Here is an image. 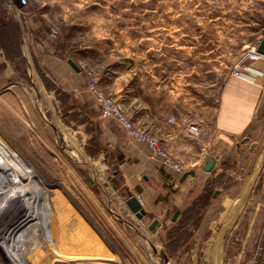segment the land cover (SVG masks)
<instances>
[{"label":"rangeland","instance_id":"1","mask_svg":"<svg viewBox=\"0 0 264 264\" xmlns=\"http://www.w3.org/2000/svg\"><path fill=\"white\" fill-rule=\"evenodd\" d=\"M6 3L0 0V133L51 195L29 178L15 185L0 174V264H93L85 254L97 231L102 238L96 220L121 215L124 193L101 140L112 120L100 117L87 85L115 101L131 77L160 106L176 74L186 96L198 83L201 95L208 82L218 92L242 49L263 33L264 0H28L20 18ZM37 88L49 101L38 99ZM218 168L199 194L197 229L190 224L170 241V229L155 236L145 218L125 219L131 229L122 253L133 247L143 264H159L150 246L157 244L172 264H263L264 144L233 147Z\"/></svg>","mask_w":264,"mask_h":264},{"label":"crops","instance_id":"2","mask_svg":"<svg viewBox=\"0 0 264 264\" xmlns=\"http://www.w3.org/2000/svg\"><path fill=\"white\" fill-rule=\"evenodd\" d=\"M263 35L264 31L257 41ZM245 49H242L243 52ZM248 67L249 70H242L240 77L229 75L218 92L214 90L215 83L208 82V92L203 95L199 92L202 88L199 83L192 85L191 96L184 95L179 75L176 74L175 78L171 77V88L164 95L163 106L154 100H148L150 93L145 86L141 91H136L131 77H128L126 85L116 89L115 95L118 96L115 101L133 125L157 139L164 151L182 167V172L163 167L162 160L155 158L146 145L130 142L126 133L114 121L108 122L101 140L111 151L118 190L123 195L128 192L138 200L145 212L144 218L148 220V227L152 221H158L159 227L151 235L166 237L169 229L171 232L180 224L182 213L193 202H199V194L204 192L206 184L223 172L218 168L219 163L232 154L233 147L239 151L246 147H251L252 150L255 145L264 144V128L260 132L258 127L264 126V59L250 62ZM162 92L164 91L159 89V92L154 91V95ZM34 94L40 101H49V97L44 96L40 88ZM183 117L199 122L201 133L198 138L184 134L169 123L170 118L179 120ZM0 157L8 170L15 174L13 176L8 173L1 177L9 181H12L10 177L16 178V184L12 181L15 185L21 184L19 181L23 178H29L30 184L36 182L37 191L45 194L49 200L51 191L39 183L29 161L17 148L11 147L1 133ZM208 161H212L214 166L210 172H205ZM224 170V173H229V170ZM27 184L29 182L26 181ZM123 195L119 203L121 215L108 213L102 220H96L95 227L98 225L103 234L101 233L100 238L97 231L94 251H86L89 263L112 264L109 263L114 262L111 259L117 257L116 264H143L133 247L129 252L122 253L129 242V239L122 236L127 232L126 228L131 229L128 221L133 224L137 220L125 204L128 197ZM177 210L180 214L172 222L171 218ZM190 224L178 233L190 228ZM168 226L170 227L167 229ZM189 232L192 237L195 235L194 230ZM172 240L173 237L170 241Z\"/></svg>","mask_w":264,"mask_h":264},{"label":"built area","instance_id":"3","mask_svg":"<svg viewBox=\"0 0 264 264\" xmlns=\"http://www.w3.org/2000/svg\"><path fill=\"white\" fill-rule=\"evenodd\" d=\"M27 1L28 0H8L6 8L14 13L15 16L20 18L23 14L22 10L24 6H26ZM259 41L260 40L253 45L251 44L246 47L245 51L240 55L234 64L231 76L240 77L242 75V70L243 72L249 70L248 63L264 59L263 56L257 53ZM87 86L88 91L92 92L93 98L100 109V117L103 120L114 121L126 133L130 142L146 145L155 158H160L162 160L163 167L172 169L176 172H182L181 164L163 150L161 143L157 139L150 137L145 132L136 128L130 118L123 113L118 103L113 101L111 98L106 97L95 87V84L90 83ZM169 123L175 125L183 131L184 134L191 137L198 138L200 136L201 131L198 121H191L190 119L183 117L179 120L170 118Z\"/></svg>","mask_w":264,"mask_h":264},{"label":"water","instance_id":"4","mask_svg":"<svg viewBox=\"0 0 264 264\" xmlns=\"http://www.w3.org/2000/svg\"><path fill=\"white\" fill-rule=\"evenodd\" d=\"M257 53L264 57V35L261 38V40L259 41V44L257 46ZM67 64L76 73L80 72V69L72 60H67ZM213 166H214V163L212 161H208L206 163V166H205V172H210ZM3 168H4V163L0 159V171L3 170ZM86 180L89 184L94 183L93 180L89 176L86 177ZM126 196L128 197V199L125 202V204H126L127 208L129 209V211L135 216V218L137 220L143 219L145 216V212L142 209L138 200L128 192L126 193ZM179 214H180L179 210L175 211L172 218H171V221L174 222L177 219V217L179 216ZM158 227H159L158 221L154 220L149 225L147 230L151 234H155ZM150 246H151V250H152V255L154 258H156L158 260L159 264H172V260L167 256L165 249L163 247H159L157 244H151Z\"/></svg>","mask_w":264,"mask_h":264},{"label":"trees","instance_id":"5","mask_svg":"<svg viewBox=\"0 0 264 264\" xmlns=\"http://www.w3.org/2000/svg\"><path fill=\"white\" fill-rule=\"evenodd\" d=\"M97 153H99V150L96 152V154ZM92 156H94V154ZM199 214L201 215L199 204H198V202L195 201V202L192 203V205L188 209H186L182 213L181 219H180V224L178 226H176L174 229L171 230V232L169 233L168 238L171 239L170 237H173V238L178 239V237H176L177 233L181 229H183L186 225H188L190 223H192L193 227L195 229H197L199 227V223H200V216H198ZM191 237H192V233L189 232V235H188L187 239L190 240ZM165 250H166V248H165ZM166 252H167V250H166Z\"/></svg>","mask_w":264,"mask_h":264},{"label":"bare ground","instance_id":"6","mask_svg":"<svg viewBox=\"0 0 264 264\" xmlns=\"http://www.w3.org/2000/svg\"><path fill=\"white\" fill-rule=\"evenodd\" d=\"M75 153V152H74ZM73 152H72V155H75ZM76 154H77V158H79V159H81V158H83V156H82V154L78 151H76ZM76 156V155H75ZM0 159L3 161V159L0 157ZM3 163H4V168H3V170H1L0 171V174H8V173H10V171L7 169V167H6V164H5V162L3 161ZM45 207H46V205H45Z\"/></svg>","mask_w":264,"mask_h":264}]
</instances>
